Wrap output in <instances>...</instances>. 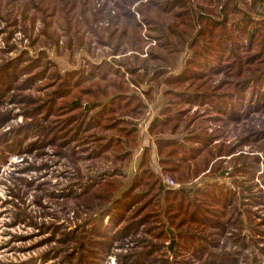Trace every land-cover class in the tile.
<instances>
[{
    "label": "trees",
    "instance_id": "obj_1",
    "mask_svg": "<svg viewBox=\"0 0 264 264\" xmlns=\"http://www.w3.org/2000/svg\"><path fill=\"white\" fill-rule=\"evenodd\" d=\"M249 2L264 0H0L9 35L39 18L47 27L39 35L49 43L59 47L71 41L75 52L84 49L98 59L64 74L44 54L0 63V163L6 151L48 145L75 149L90 132L88 141L97 142L92 155L113 158L122 171L79 183L82 191L75 196L81 209L102 208L95 219L83 221L84 230L94 219L98 228L92 233L116 241L150 223L143 230L155 240L151 248L131 252L135 262L191 264L190 255L201 264L235 263L233 251L208 245L217 247L227 235L247 239L229 230L243 229V213L253 216L239 205L247 203L233 185L242 186L237 176L264 160V14L242 7ZM184 52L182 68L172 70ZM144 82L147 99L158 107L148 131L164 172L182 182L175 189L164 187L149 147L125 184L140 120L149 109L135 87ZM11 97L22 110L4 107ZM19 113L26 120L7 128ZM232 124L240 130L234 140L229 139ZM247 145L252 152L245 151ZM225 167H230L227 177ZM202 175L210 180L198 185ZM154 198L163 205L156 206ZM104 203L112 205L103 208ZM163 217L177 236L172 256L166 242H159L170 238ZM261 221L250 227L252 240L264 235ZM179 255L185 257L178 260Z\"/></svg>",
    "mask_w": 264,
    "mask_h": 264
},
{
    "label": "rangeland",
    "instance_id": "obj_2",
    "mask_svg": "<svg viewBox=\"0 0 264 264\" xmlns=\"http://www.w3.org/2000/svg\"><path fill=\"white\" fill-rule=\"evenodd\" d=\"M242 7L258 16L264 14V2L259 5H252L249 2V5L242 4ZM6 20L7 16L2 13L0 53L3 58L0 63L7 59L10 61L18 55L38 58L44 54L64 74L69 69L89 67L93 61L98 60L88 55L84 49L75 52L71 41L66 44L62 41L61 49L56 43H49L46 37L39 35V31L47 28L39 18L28 21L29 28L19 27L10 35L5 31V28L8 29L5 26ZM145 48L147 49L148 45ZM185 56L186 52L176 60L172 70L179 71L182 68ZM142 85L149 87L147 82ZM13 101V97L10 100L7 98L4 107L13 108L15 112L22 110L21 105ZM154 110H156L155 105ZM25 120L22 113L16 114L6 127L9 128L12 124H19ZM231 126L232 134L229 139L234 140L235 134H239L240 130L237 124ZM212 127L213 130L214 124ZM83 138L86 139L84 145L75 146V149L48 145L43 148L27 149L22 153L5 152L6 158L0 163V264H157L146 260H143L145 263L135 262L131 258V252L151 248L150 242L155 239L143 230L150 223L116 241L93 234L98 228V225L95 227L94 219L102 208L87 213L81 209L75 196L82 191L79 183H86L87 180L97 178L101 174L105 175L104 172L110 174L122 170L116 166L113 158L110 160L92 155V149L97 142L88 141L90 132L84 133ZM244 149L251 151L248 145ZM223 170H227V175L230 167H225ZM251 172L255 176H252ZM263 172L264 160L259 167H252L250 172L237 176L242 186L234 184L233 179L226 178L223 173L222 175L226 177H220V180L227 179L232 185L234 184L237 197L247 203L239 205L243 209L245 207L250 209L253 215L243 213L242 230L229 227L230 231L244 233L247 239L239 237V241H234L232 235L230 239L227 235L221 236L217 247L208 245L213 251L222 252L221 249L233 251L237 259L235 263L230 264H264V252L261 250V247H264V235L261 234L255 238L256 240H252L250 233L252 223L262 222L261 220L264 219ZM131 178L130 174L125 175L126 186L130 184ZM209 180L207 175H202L197 183L204 185ZM120 193L121 190L116 196ZM161 202L160 198H154L156 206L163 205ZM141 204L142 202L134 205L131 212L133 213ZM110 205L112 204L104 203L102 207ZM86 218L94 219L84 230L86 224L83 221ZM163 218L168 222L167 217ZM108 219L106 217V220ZM133 220L137 218L133 217ZM166 226L170 238L160 239L159 242H166V247L172 256L176 248L177 236L169 222ZM258 227L264 229V223H260ZM173 238L175 241L172 244ZM87 239L91 244L86 243ZM170 244L173 245L172 251ZM155 254L158 256V253ZM183 257L185 256L179 255L177 259ZM189 258L194 261L191 264H201L190 255ZM173 262L176 264V261Z\"/></svg>",
    "mask_w": 264,
    "mask_h": 264
},
{
    "label": "crops",
    "instance_id": "obj_3",
    "mask_svg": "<svg viewBox=\"0 0 264 264\" xmlns=\"http://www.w3.org/2000/svg\"><path fill=\"white\" fill-rule=\"evenodd\" d=\"M135 87L140 91L141 95L148 102L149 109L147 110V116L149 117V119H151V117L156 113V111L158 109V107L156 106V101H149L147 99L146 94H145V90L147 88L146 87H143L142 84L139 85V86L138 85H135ZM153 104L155 105L156 110H154V105ZM148 112L150 114H148ZM142 132L140 133L139 145H138V147L134 151L133 160H132L130 166L128 167V169L125 170L126 171V174L127 173L130 174L131 177L139 169V163H140V160L142 158L143 152H144V150H145L146 147H149L150 148V151H149V155L151 156L150 157V163H151L152 167L154 168V170L157 173H158V170L164 171L163 165L160 162V155L157 152V147H156V143H155V137L153 135H151V133L149 131H142ZM199 178L200 177L196 178L197 182H198V179Z\"/></svg>",
    "mask_w": 264,
    "mask_h": 264
},
{
    "label": "built area",
    "instance_id": "obj_4",
    "mask_svg": "<svg viewBox=\"0 0 264 264\" xmlns=\"http://www.w3.org/2000/svg\"><path fill=\"white\" fill-rule=\"evenodd\" d=\"M148 114H150V113L148 112ZM149 121H150V119L147 115H145L141 118L140 127H141L142 131H148ZM158 175L160 176V179L166 188L175 189V188H178L182 185V183L179 180H177L171 174L166 173L162 170H158Z\"/></svg>",
    "mask_w": 264,
    "mask_h": 264
},
{
    "label": "water",
    "instance_id": "obj_5",
    "mask_svg": "<svg viewBox=\"0 0 264 264\" xmlns=\"http://www.w3.org/2000/svg\"><path fill=\"white\" fill-rule=\"evenodd\" d=\"M88 106H89V104H86V108H88ZM222 173L224 174V175H226V173H227V170H223L222 171ZM170 233H171V235H173V232H172V230H170ZM174 241H175V239L173 238V240H172V244L174 243ZM172 244H170V249H171V251H172Z\"/></svg>",
    "mask_w": 264,
    "mask_h": 264
}]
</instances>
